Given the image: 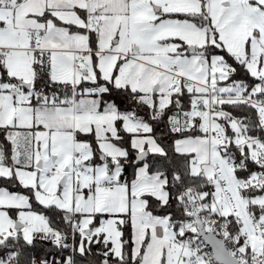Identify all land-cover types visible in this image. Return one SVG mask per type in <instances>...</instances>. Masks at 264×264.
Listing matches in <instances>:
<instances>
[{"label": "snow or ice", "instance_id": "6c2138e0", "mask_svg": "<svg viewBox=\"0 0 264 264\" xmlns=\"http://www.w3.org/2000/svg\"><path fill=\"white\" fill-rule=\"evenodd\" d=\"M0 264H264V0H0Z\"/></svg>", "mask_w": 264, "mask_h": 264}]
</instances>
